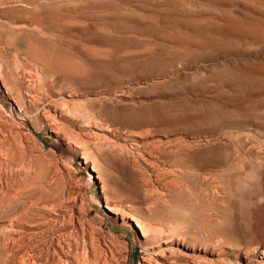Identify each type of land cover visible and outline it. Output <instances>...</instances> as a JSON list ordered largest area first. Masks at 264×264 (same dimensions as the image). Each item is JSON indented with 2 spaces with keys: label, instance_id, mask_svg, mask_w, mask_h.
Returning <instances> with one entry per match:
<instances>
[{
  "label": "rangeland",
  "instance_id": "rangeland-1",
  "mask_svg": "<svg viewBox=\"0 0 264 264\" xmlns=\"http://www.w3.org/2000/svg\"><path fill=\"white\" fill-rule=\"evenodd\" d=\"M0 247L264 264V0H0Z\"/></svg>",
  "mask_w": 264,
  "mask_h": 264
},
{
  "label": "bare ground",
  "instance_id": "bare-ground-1",
  "mask_svg": "<svg viewBox=\"0 0 264 264\" xmlns=\"http://www.w3.org/2000/svg\"><path fill=\"white\" fill-rule=\"evenodd\" d=\"M53 84V83H52ZM108 208V207H107ZM137 225V224H136ZM140 225H137V227H139ZM19 227V226H18ZM24 229V228H23ZM57 230V229H56ZM13 232V231H12ZM8 234V233H7ZM5 235V234H4ZM14 235V234H13ZM6 240V239H5ZM15 240V239H14ZM20 240V239H19ZM17 241V240H16ZM16 243V242H15ZM59 243V242H58ZM4 247V246H3ZM72 247V246H71ZM1 248V247H0ZM1 250H2V248H1ZM4 251H5V249H4ZM25 251V250H24ZM31 251V250H30ZM12 253V252H11ZM3 254V253H2ZM9 254V253H8ZM14 254H16V253H14ZM27 254H30V253H28L27 252ZM27 254H25V256H27ZM68 254V253H67ZM24 255V254H23ZM22 256V255H21ZM31 256V258H32V255H30ZM60 256V255H59ZM1 257V256H0ZM3 257H4V255H3ZM6 259H7V257H6ZM15 259V258H14ZM21 258H19V260H20ZM24 259V258H23ZM12 260V259H11ZM17 261V260H16ZM22 261V260H21ZM28 261V260H27ZM33 261V260H32ZM0 262H2V261H0ZM12 262H13V260H12ZM23 262V261H22ZM4 263V262H3ZM21 263V262H20ZM30 263H31V261H30ZM34 263V262H33ZM1 264V263H0ZM10 264V263H9ZM23 264H24V262H23ZM27 264V263H26ZM32 264V263H31ZM66 264V263H65Z\"/></svg>",
  "mask_w": 264,
  "mask_h": 264
}]
</instances>
